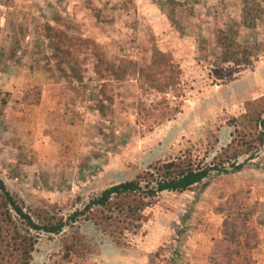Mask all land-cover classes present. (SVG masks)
<instances>
[{
    "label": "rangeland",
    "instance_id": "1",
    "mask_svg": "<svg viewBox=\"0 0 264 264\" xmlns=\"http://www.w3.org/2000/svg\"><path fill=\"white\" fill-rule=\"evenodd\" d=\"M177 1L183 35L166 0H0V177L36 222L66 219L158 162L211 164L233 139L231 119L264 95V13L240 30L253 60L218 66L201 43L241 23L244 0ZM157 66L164 91L147 78ZM166 104L179 113L164 120ZM253 157L235 162L239 172L226 164L206 189L159 194L123 244L84 219L41 232L31 264H148L156 252L159 264H209L218 212L245 205L260 236L253 257L264 264V151Z\"/></svg>",
    "mask_w": 264,
    "mask_h": 264
},
{
    "label": "trees",
    "instance_id": "2",
    "mask_svg": "<svg viewBox=\"0 0 264 264\" xmlns=\"http://www.w3.org/2000/svg\"><path fill=\"white\" fill-rule=\"evenodd\" d=\"M166 2L170 7L171 24L182 35L185 34L181 20L183 4L177 0ZM263 13L264 9L255 0H244L242 22L234 21L218 30L214 44H208L207 41L201 43L205 57L215 55L214 62L218 66L250 63L255 55L251 48L240 42V30L254 28ZM159 67L154 76L148 75L147 78L151 88L164 91L168 84L160 82ZM161 110L160 116L164 120L179 113V109H170L167 104ZM230 124L234 128L233 139L213 158L211 164L198 163L191 156L158 162L134 179L104 189L90 199L83 209L76 210L66 219L46 214L43 221L36 222L0 177V264H31L39 233L59 234L65 227H72L81 219L92 222L115 242L123 244V234L141 228L143 211L162 192L192 191L204 185L213 174L226 170V164L239 172L243 164L235 165V162L240 157L247 156V160L254 158L264 146V95L247 100L244 111L238 117H233ZM204 186L203 189H206L207 184ZM254 211L245 205L243 208L221 209L218 212L225 215V219L221 237L213 240L208 255L209 264H256L253 252L260 242V236L253 219ZM160 256L161 253L156 252L148 264H159L157 261ZM163 258V264H178L175 258Z\"/></svg>",
    "mask_w": 264,
    "mask_h": 264
},
{
    "label": "crops",
    "instance_id": "3",
    "mask_svg": "<svg viewBox=\"0 0 264 264\" xmlns=\"http://www.w3.org/2000/svg\"><path fill=\"white\" fill-rule=\"evenodd\" d=\"M263 62H264V61H263ZM261 64H264V63H261ZM260 68H261V69H259V72H258L260 75H259V74H258V75H259V76H261V75H262L261 77H263V76H264V67H263V66H261ZM262 68H263V69H262ZM261 82H263V83H264V77H263V78H261ZM202 192H204V190H203Z\"/></svg>",
    "mask_w": 264,
    "mask_h": 264
},
{
    "label": "water",
    "instance_id": "4",
    "mask_svg": "<svg viewBox=\"0 0 264 264\" xmlns=\"http://www.w3.org/2000/svg\"><path fill=\"white\" fill-rule=\"evenodd\" d=\"M264 147V146H263ZM261 148L256 154H255V156L257 157L259 154H261V153H263V151H264V148Z\"/></svg>",
    "mask_w": 264,
    "mask_h": 264
}]
</instances>
